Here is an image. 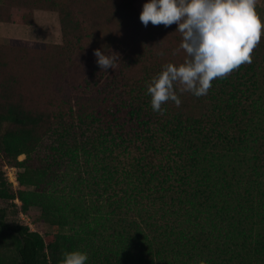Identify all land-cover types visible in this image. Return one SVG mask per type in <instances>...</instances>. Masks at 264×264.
I'll return each instance as SVG.
<instances>
[{
	"label": "trees",
	"instance_id": "obj_1",
	"mask_svg": "<svg viewBox=\"0 0 264 264\" xmlns=\"http://www.w3.org/2000/svg\"><path fill=\"white\" fill-rule=\"evenodd\" d=\"M135 2L3 0L15 7L3 21L57 11L63 42L0 44V151L19 183L0 164V198L55 229L0 207V264H59L72 249L86 264H264V36L206 95L153 111L147 84L185 54L177 25L144 26ZM96 48L119 53L115 69Z\"/></svg>",
	"mask_w": 264,
	"mask_h": 264
},
{
	"label": "clouds",
	"instance_id": "obj_2",
	"mask_svg": "<svg viewBox=\"0 0 264 264\" xmlns=\"http://www.w3.org/2000/svg\"><path fill=\"white\" fill-rule=\"evenodd\" d=\"M256 0H144L139 19L144 26L176 24L181 34L180 63L168 62L147 84L153 111L162 104H181L178 93L206 95L212 81L223 78L241 64L251 63V52L261 38L262 23ZM101 70L116 68L119 53L93 50ZM163 55L164 53H160ZM88 253L66 250L59 264H86Z\"/></svg>",
	"mask_w": 264,
	"mask_h": 264
},
{
	"label": "rangeland",
	"instance_id": "obj_3",
	"mask_svg": "<svg viewBox=\"0 0 264 264\" xmlns=\"http://www.w3.org/2000/svg\"><path fill=\"white\" fill-rule=\"evenodd\" d=\"M144 0H136L135 4L139 9H142ZM256 12L258 13L262 23H264V0H256L255 4ZM8 10L15 14V7L3 3L0 0V15H6ZM31 14V13H30ZM30 16V15H29ZM33 21L31 23L12 22L8 20H0V44L10 43L12 40H23L39 43H62L63 33L61 29V23L59 19V13L57 11H50L44 9H35L31 15ZM27 18V17H26ZM264 36V28H262V34ZM25 158V154H21L19 159ZM0 164L3 169L5 162L4 153L0 151ZM122 177V175H119ZM116 186V187H115ZM127 183L114 184L113 189L117 190L118 193L124 194ZM64 192V181L60 186V190ZM128 189V188H127ZM113 197L114 191L110 190ZM113 192V193H112ZM86 193L89 195V199H95L97 196L88 190ZM145 200V198H143ZM139 206L144 207V204ZM0 207H4L7 210L8 218L15 220L23 224L28 225L32 230H37L42 234L50 233L55 231L53 226L44 223L40 217V208L32 206L27 211H23L21 207V201L6 200L0 198ZM138 208L134 205L128 206L119 213L125 216V220H132L137 214ZM124 213H126L124 215ZM11 245V242L9 243Z\"/></svg>",
	"mask_w": 264,
	"mask_h": 264
},
{
	"label": "built area",
	"instance_id": "obj_4",
	"mask_svg": "<svg viewBox=\"0 0 264 264\" xmlns=\"http://www.w3.org/2000/svg\"><path fill=\"white\" fill-rule=\"evenodd\" d=\"M4 170L6 172V176L10 182L13 183L14 187H18V174H17V168L15 166H9L6 165L4 167ZM16 201H19L18 198L15 199Z\"/></svg>",
	"mask_w": 264,
	"mask_h": 264
}]
</instances>
